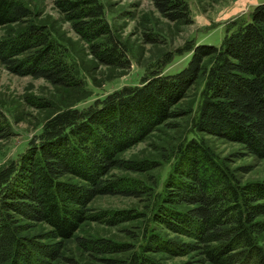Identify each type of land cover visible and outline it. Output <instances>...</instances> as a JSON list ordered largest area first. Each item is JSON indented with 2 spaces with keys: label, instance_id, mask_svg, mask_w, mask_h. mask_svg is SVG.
Returning a JSON list of instances; mask_svg holds the SVG:
<instances>
[{
  "label": "trees",
  "instance_id": "1",
  "mask_svg": "<svg viewBox=\"0 0 264 264\" xmlns=\"http://www.w3.org/2000/svg\"><path fill=\"white\" fill-rule=\"evenodd\" d=\"M163 16L189 21L187 0H153ZM58 9L101 63L129 67L127 46L114 33L100 0H57ZM21 0H0V26L29 19ZM187 65L171 74L156 73L140 85L108 94L87 110L69 108L50 117L35 142L0 169V264H54L64 240L73 238L90 216L88 204L98 195L140 196L125 177L110 180L112 168L148 170L156 163L127 162L118 154L144 140L175 112L201 73L205 89L194 120L197 131L244 145L264 158V3L249 18L227 30L220 46L196 44ZM212 58L207 67L205 58ZM0 61L11 72L78 86L66 49L44 24L28 23L0 39ZM4 114L0 111V126ZM71 175L84 183L64 179ZM164 204L156 220L190 241L152 235L145 254L132 264H163L146 253L167 251L199 256L181 264H264V181L241 184L204 140L181 145L167 180ZM180 204L188 208H179ZM121 215V216H120ZM116 221L129 219V212ZM36 223L50 226L33 230ZM58 240L47 243L48 240ZM83 243V240L79 239ZM98 249L116 251V243L95 241ZM118 247V246H117Z\"/></svg>",
  "mask_w": 264,
  "mask_h": 264
},
{
  "label": "rangeland",
  "instance_id": "2",
  "mask_svg": "<svg viewBox=\"0 0 264 264\" xmlns=\"http://www.w3.org/2000/svg\"><path fill=\"white\" fill-rule=\"evenodd\" d=\"M21 1L30 7L32 16L0 26V39L20 31L28 23L46 25L53 38L66 49L80 84L55 85L41 77L18 75L0 61V111L4 114L0 126V169L19 161L29 147L40 141L46 121L55 113L69 108L87 110L108 94L140 85L156 73L178 72L191 58L188 46H220L228 29L248 19L255 6L264 3V0H187L189 21H172L160 13L153 0H100L114 33L128 49L130 66L121 67L103 64L90 53L88 44L58 9L57 0ZM211 62L212 58L207 57L204 65L208 67ZM205 82L203 72L185 97L172 107L175 114L156 125L144 140L118 154V158L127 162L156 163L154 168L142 171L115 167L106 176L110 180L125 177L130 184L140 187L141 195L96 196L88 204L90 217L73 238L63 241L62 256L54 264H132L134 256L145 254L143 246L153 234H159L163 240L190 241L158 222L156 216L160 204H164L162 198L179 147L192 139L204 140L241 184L264 181V158L247 153L241 143L195 130L194 120ZM64 179L84 183L71 175ZM179 208L186 209L188 205L180 204ZM122 212H129L131 217L116 221ZM49 229L45 223L33 225L35 232ZM257 238L264 246V232ZM98 240L116 243L117 250L93 247V242ZM146 254L163 264H181L200 258L192 254L175 256L167 251Z\"/></svg>",
  "mask_w": 264,
  "mask_h": 264
}]
</instances>
